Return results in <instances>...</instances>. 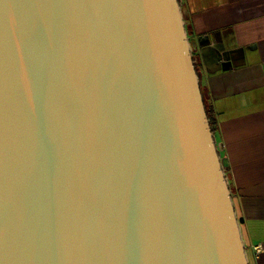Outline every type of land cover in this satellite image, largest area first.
Returning <instances> with one entry per match:
<instances>
[{"label":"water","instance_id":"95a60500","mask_svg":"<svg viewBox=\"0 0 264 264\" xmlns=\"http://www.w3.org/2000/svg\"><path fill=\"white\" fill-rule=\"evenodd\" d=\"M185 19L0 0V264H248Z\"/></svg>","mask_w":264,"mask_h":264},{"label":"crops","instance_id":"0c3cea01","mask_svg":"<svg viewBox=\"0 0 264 264\" xmlns=\"http://www.w3.org/2000/svg\"><path fill=\"white\" fill-rule=\"evenodd\" d=\"M180 3L190 39L202 44L200 87L216 122L248 264H264V0ZM203 48L214 52L202 57ZM221 50L227 59L215 61Z\"/></svg>","mask_w":264,"mask_h":264},{"label":"flooded vegetation","instance_id":"af4514ba","mask_svg":"<svg viewBox=\"0 0 264 264\" xmlns=\"http://www.w3.org/2000/svg\"><path fill=\"white\" fill-rule=\"evenodd\" d=\"M195 41L197 40V39H194ZM198 45L199 44H197V47H198ZM201 46H202V44H201ZM202 48V47H201ZM204 48H205V46H204ZM203 48V53H202V55L204 56L205 54H206V52H208V53H212V51L214 52V49H210V50H206V49H204ZM223 53V52H222ZM206 55H208V54H206ZM199 56H200V52L199 51H197V49L194 51V61L196 60V62H198L199 60H200V58H199ZM228 56V53L226 54V57ZM195 65H196V63H195ZM197 67H198V64L196 65ZM203 99H204V97H203ZM204 103H205V100H204ZM206 105V104H205ZM206 110H207V108H206ZM209 123H210V119H209ZM211 126V125H210ZM212 128V127H211ZM213 131V130H212Z\"/></svg>","mask_w":264,"mask_h":264},{"label":"rangeland","instance_id":"374dc122","mask_svg":"<svg viewBox=\"0 0 264 264\" xmlns=\"http://www.w3.org/2000/svg\"><path fill=\"white\" fill-rule=\"evenodd\" d=\"M189 37H190V35H189ZM193 38V37H192ZM190 39V40H194V39ZM217 53V56L220 54V52H216ZM193 55H194V53H193ZM202 55V54H201ZM203 57V56H202ZM195 63H196V65L198 64V62H196V60H195ZM195 65V66H196ZM197 69L199 70V66L197 67ZM199 72H200V70H199ZM206 112L208 113V117H209V119H210V117H211V115H210V112H209V109L208 110H206ZM214 133V132H213ZM214 135V134H213ZM238 220H239V218H238ZM257 246H260V245H257ZM256 247V246H255ZM253 249H254V247H253ZM255 252V251H254ZM256 253V252H255ZM256 254H258V253H256Z\"/></svg>","mask_w":264,"mask_h":264},{"label":"trees","instance_id":"16d2710c","mask_svg":"<svg viewBox=\"0 0 264 264\" xmlns=\"http://www.w3.org/2000/svg\"><path fill=\"white\" fill-rule=\"evenodd\" d=\"M210 125L212 127V130L214 131L216 129V122L213 117H210Z\"/></svg>","mask_w":264,"mask_h":264},{"label":"built area","instance_id":"2783aa9c","mask_svg":"<svg viewBox=\"0 0 264 264\" xmlns=\"http://www.w3.org/2000/svg\"><path fill=\"white\" fill-rule=\"evenodd\" d=\"M254 251H255L256 253H260V251H261L260 246H256V247H254Z\"/></svg>","mask_w":264,"mask_h":264}]
</instances>
